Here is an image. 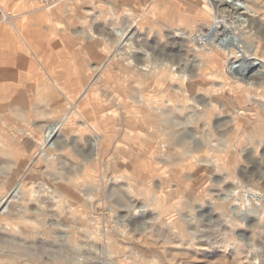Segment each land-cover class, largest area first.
I'll use <instances>...</instances> for the list:
<instances>
[{"label":"rangeland","instance_id":"374dc122","mask_svg":"<svg viewBox=\"0 0 264 264\" xmlns=\"http://www.w3.org/2000/svg\"><path fill=\"white\" fill-rule=\"evenodd\" d=\"M247 2L221 7L227 52L183 26L197 0L0 1V55L20 65L0 264H264V76L238 69L254 56L264 75V0Z\"/></svg>","mask_w":264,"mask_h":264},{"label":"bare ground","instance_id":"6f19581e","mask_svg":"<svg viewBox=\"0 0 264 264\" xmlns=\"http://www.w3.org/2000/svg\"><path fill=\"white\" fill-rule=\"evenodd\" d=\"M241 1H242L241 4H243V6H244L243 8L238 6V4L229 3L228 0H203V3L205 4V6H202V9H201L202 14L203 13L207 14L209 16L210 20H208L204 25L196 28L194 39L192 37L191 38L193 40H195V42H198L200 40L205 41V42H209V43H205V44H206L208 49L211 48L210 50H212V48H219V49H223L227 52L233 51L235 48L230 47L231 45L226 46V45L222 44L219 40H217V38H220V40H221L222 38L226 37V35L229 34L228 29L230 28V25L227 22V19H224V17L221 16L220 13L222 10L221 9L222 6H223V8L224 7L228 8L226 11V13H227L226 16L229 15L230 12H234V13L238 12L240 9H243L244 13H250V14L255 13V11H256L255 8L250 3H248L247 0H241ZM244 17H246L245 19L247 20V16L245 15ZM223 31L226 33L222 36ZM177 33H180L181 35H188V36H191L193 34V33H190V34L183 33V31L177 32ZM207 37L209 40H206ZM236 47L242 49L243 52L246 50L242 44L237 45ZM139 49H142V47H140ZM250 58L254 59L253 62L248 61L249 59H247L246 57H243L241 60H239L238 61L239 62L238 69H244V70L250 72L254 68L258 67L257 73L260 76H264L263 72H262V65L260 63L261 60L258 58H255L254 56H251ZM235 62H237V61H235ZM229 72H231V71H229ZM233 73H237V71L236 72L234 71ZM239 76H240L239 80L244 81L243 76L240 74H239ZM204 80H205V74H202L201 76L198 77L197 83H195L194 85H189V86L192 88H195L196 91L207 89L208 86H210V83H209V80H207V79L204 83H202ZM89 86H86L85 90H87L89 88ZM154 119L158 122L160 119L159 115H156L154 117ZM47 130H48L47 135L53 136L57 132V125L55 124V125L48 126Z\"/></svg>","mask_w":264,"mask_h":264},{"label":"crops","instance_id":"0c3cea01","mask_svg":"<svg viewBox=\"0 0 264 264\" xmlns=\"http://www.w3.org/2000/svg\"><path fill=\"white\" fill-rule=\"evenodd\" d=\"M197 2L202 3L203 0H197ZM202 8L199 9L198 14L194 16L189 21H186L185 24H183L184 27H191V28H198L202 25H204L208 20H210L209 16L205 13L202 14ZM6 44V43H5ZM7 56H1L0 55V108H5L7 103H10V100L12 98V94L14 89L12 88V82L17 77V75H14V72L12 71L13 67H19V63H16L13 60L12 52H9ZM38 85V84H37ZM17 86V85H16ZM19 86V85H18ZM17 88V87H15ZM38 90V88H37ZM27 92L26 88L18 91V94H24L21 92ZM136 119V118H135ZM134 120V119H132Z\"/></svg>","mask_w":264,"mask_h":264},{"label":"built area","instance_id":"2783aa9c","mask_svg":"<svg viewBox=\"0 0 264 264\" xmlns=\"http://www.w3.org/2000/svg\"><path fill=\"white\" fill-rule=\"evenodd\" d=\"M38 2H40L43 5H50L53 4L55 2H58L59 0H36Z\"/></svg>","mask_w":264,"mask_h":264}]
</instances>
